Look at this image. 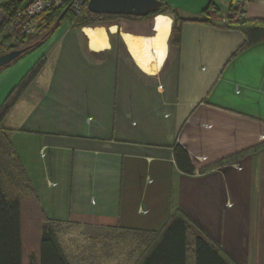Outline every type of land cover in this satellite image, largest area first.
<instances>
[{"label": "crops", "instance_id": "1", "mask_svg": "<svg viewBox=\"0 0 264 264\" xmlns=\"http://www.w3.org/2000/svg\"><path fill=\"white\" fill-rule=\"evenodd\" d=\"M163 1L186 21L178 46L169 13L140 41L138 20L101 35L63 22L2 70L0 109L43 62L4 130L24 137L23 165L70 264H135L176 211L232 264H264V42L240 51L245 35L228 27L238 0ZM244 1L241 21L264 24V0ZM67 228L86 236L77 254L59 239Z\"/></svg>", "mask_w": 264, "mask_h": 264}, {"label": "trees", "instance_id": "2", "mask_svg": "<svg viewBox=\"0 0 264 264\" xmlns=\"http://www.w3.org/2000/svg\"><path fill=\"white\" fill-rule=\"evenodd\" d=\"M159 1L162 3L161 8L147 18L95 15L89 12L88 8L85 9L83 16L75 17L70 12L68 3L63 7L52 10L45 16L44 27L41 33L46 32V34L39 41L33 43V37L17 34L14 40L13 36H7L5 34V27L12 21L16 12L26 2V0H7L0 9L6 16V20L0 30V32L6 35L0 43V56L23 48H31L29 52L33 51L57 31L63 22L72 23L79 29L93 28L101 35L94 28V25L98 21L114 23L121 20H145L166 13L173 15L174 18L170 46H178L180 44L181 34L180 25L186 21L180 20L178 13L170 9L163 0ZM211 8L210 6L204 11V15L207 16ZM235 11L233 10V13ZM60 18L62 20L59 22ZM206 22L208 23L209 21L207 20ZM228 27L240 30L245 35L246 41L240 51L264 42L263 23L235 22L232 15ZM42 65L43 62L28 75L18 91L16 93L14 92L6 104L0 109V125L14 106L17 98L36 78ZM260 147L222 163L236 161L239 157L255 152ZM188 162L190 161L188 160ZM182 167L185 173H193L192 166ZM25 213L27 215L30 214L34 220H37L36 222H30L31 225L36 223L37 227V252L31 254L30 264H70L60 246L53 224L51 221L46 220L44 212L38 204L35 189L19 156L14 150L7 132L0 129V264H26V250L23 237L25 227V220L23 219ZM35 217L38 218L35 219ZM190 232H193L195 235L196 264H232L224 257L222 251L181 211H176L170 216L165 227L157 234L135 264H186L188 255L187 236Z\"/></svg>", "mask_w": 264, "mask_h": 264}, {"label": "rangeland", "instance_id": "3", "mask_svg": "<svg viewBox=\"0 0 264 264\" xmlns=\"http://www.w3.org/2000/svg\"><path fill=\"white\" fill-rule=\"evenodd\" d=\"M157 17H158V15L153 17V18H149V19H145V20H138V36H140V37L147 36L145 39H142V38L139 39V41L152 38V36L154 34L155 23H156ZM119 23L120 22L107 23L104 21H98L94 25V28L97 31H99L100 33H103L104 31H107L108 27H110L111 25H113V24L120 25L121 23L120 24ZM42 30L33 37V39H32L33 43L39 41L41 38H43V36H45L46 32L41 33ZM5 37H6V35L3 32H0V43L4 40ZM50 37L51 36H49L44 42H46ZM4 128H5L4 125L1 124L0 129L4 130ZM10 131H13V130H10ZM6 132H7V135H8V133H11L8 131H6ZM8 137L10 138L9 135H8ZM23 138L24 137L21 134H19V135H17V137L14 140L11 141L16 154L19 156V158L21 160L22 165H23V150H22L23 149V147H22ZM36 163H37V161H36ZM23 167H24V165H23ZM24 169H25V167H24ZM25 171H26V169H25ZM26 173H27V171H26ZM27 175H28V173H27ZM28 177H29V175H28ZM37 218L38 217H35V219H37ZM33 221L36 222L37 220H25V227H24V231H23L24 244H25V250H26V262H25L26 264H30L31 254L34 252L35 249L37 250L36 246L35 247L32 246L35 244L34 243L35 242V235L37 232L36 223L33 225H31V223H30ZM30 228L32 229L31 231H29ZM59 232H60V230H59ZM59 235H60L59 239L63 245V248H65V250L68 252V254H71V250H76L75 254H77L78 252H81V250L84 249L86 246L85 234H83V232L77 231V229H75V228H67L63 232H60ZM67 238H70V239H67ZM127 254H128V251H126V257H127Z\"/></svg>", "mask_w": 264, "mask_h": 264}, {"label": "built area", "instance_id": "4", "mask_svg": "<svg viewBox=\"0 0 264 264\" xmlns=\"http://www.w3.org/2000/svg\"><path fill=\"white\" fill-rule=\"evenodd\" d=\"M90 0H33L26 6L20 8L12 21L5 27V34L13 36L20 34L26 37H34L44 27L45 16L52 10L65 6L69 3L70 12L75 17H81L84 14ZM237 11L233 15L235 22L241 21L245 13L247 2L244 0L237 1ZM48 185L53 183L48 181ZM141 212H143L141 210Z\"/></svg>", "mask_w": 264, "mask_h": 264}, {"label": "water", "instance_id": "5", "mask_svg": "<svg viewBox=\"0 0 264 264\" xmlns=\"http://www.w3.org/2000/svg\"><path fill=\"white\" fill-rule=\"evenodd\" d=\"M162 6L159 0H90L88 11L95 15L125 16L134 18H147L156 13ZM6 20L3 11L0 10V30ZM62 18L59 19V22ZM31 48L13 50L0 56V72L13 65Z\"/></svg>", "mask_w": 264, "mask_h": 264}]
</instances>
